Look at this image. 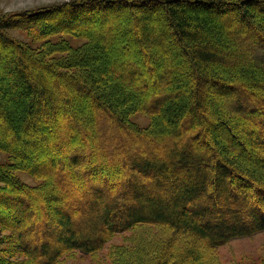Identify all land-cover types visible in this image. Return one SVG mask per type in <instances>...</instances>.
<instances>
[{
    "label": "trees",
    "instance_id": "trees-1",
    "mask_svg": "<svg viewBox=\"0 0 264 264\" xmlns=\"http://www.w3.org/2000/svg\"><path fill=\"white\" fill-rule=\"evenodd\" d=\"M20 28L45 44L20 43ZM44 115L60 119L56 145L69 149L46 163L25 137ZM0 117L11 133L1 252L60 264L146 226L161 233L138 235L123 264H201L203 250L264 232V0H80L2 15Z\"/></svg>",
    "mask_w": 264,
    "mask_h": 264
},
{
    "label": "rangeland",
    "instance_id": "rangeland-1",
    "mask_svg": "<svg viewBox=\"0 0 264 264\" xmlns=\"http://www.w3.org/2000/svg\"><path fill=\"white\" fill-rule=\"evenodd\" d=\"M77 1L80 0H0V16L13 12H31L49 6H59L64 3H73ZM10 34L14 39L25 44L28 48L33 47L38 49V47L45 44L43 40H38L31 32L25 29H14L10 31ZM52 40H54V38H52ZM135 86H137V84ZM138 98L140 99L142 97ZM8 105H10V102H8ZM3 120L4 119L0 117V140L3 139L4 141H8V139L10 140L11 133L6 129ZM136 122L143 126H147L150 121L146 116L140 114L136 116ZM38 124L41 127L40 130H29L25 134V137L29 138L31 144H33L32 150L29 151V149H27V152L30 154L33 152V155L38 156V160L35 162L44 161V163H46L45 157L52 154H54L56 160H60V158L58 159L57 157L63 155V153L69 150L67 146L61 147V145H56L57 142L60 141L59 136L62 135L63 132V126L62 123H60V119L55 115L54 117L44 115L40 118ZM18 145L20 144L18 143ZM62 150L65 151L62 152ZM7 160L8 155L0 152V164L5 163ZM20 177L30 185H35L37 183L36 180H33L24 173H20ZM0 209L4 213L10 210L4 206H1ZM143 232H148V234L152 235L161 233L160 230L156 228L146 226L142 228L137 227L114 236L102 251L94 255L85 256L78 252L69 253L63 257L60 264L126 263L130 251L134 250V247L138 244L136 241L137 236ZM5 234L10 235L8 232L3 233L0 231V237H4ZM2 246L7 247L8 245ZM2 246L0 245V248H2ZM203 251L205 253V258L201 264H205L206 259H208L210 264H264V232L252 237L235 239L229 244L212 252L206 250ZM6 252L7 254L0 251V264H22V258H19L18 255L11 254L8 251Z\"/></svg>",
    "mask_w": 264,
    "mask_h": 264
}]
</instances>
